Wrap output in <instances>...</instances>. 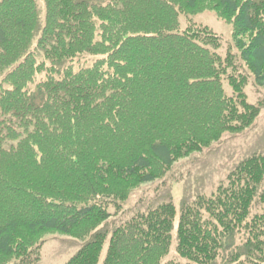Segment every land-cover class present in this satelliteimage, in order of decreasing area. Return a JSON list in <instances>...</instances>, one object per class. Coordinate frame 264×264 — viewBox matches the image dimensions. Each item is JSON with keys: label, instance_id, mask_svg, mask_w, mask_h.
<instances>
[{"label": "trees", "instance_id": "1", "mask_svg": "<svg viewBox=\"0 0 264 264\" xmlns=\"http://www.w3.org/2000/svg\"><path fill=\"white\" fill-rule=\"evenodd\" d=\"M43 7L42 21L36 0L0 1V264H37L50 233L88 239L65 264H99L105 244L101 264H161L173 231L187 264H264L260 156L240 163L210 199L183 201L177 214L164 202L111 234L100 228L110 205L119 210L139 186L258 118L235 61L215 51L220 38L181 30L180 17L210 11L229 25L264 89V0ZM226 73L234 99L224 96ZM236 234L245 242L224 258Z\"/></svg>", "mask_w": 264, "mask_h": 264}, {"label": "rangeland", "instance_id": "2", "mask_svg": "<svg viewBox=\"0 0 264 264\" xmlns=\"http://www.w3.org/2000/svg\"><path fill=\"white\" fill-rule=\"evenodd\" d=\"M36 1L40 18L43 21V0ZM180 27L181 30L189 27L195 29L207 28L220 38V48L215 51L221 56L222 60L229 56L231 62L235 61L233 65L236 73L246 81L243 89L246 101L251 105L260 106V114L250 127L239 134H223L219 141L211 143L208 148L191 154L186 159L177 161L169 171L156 181L136 188L119 210L110 205L108 211L111 218L100 227L101 229L105 227L104 229L109 231V234L136 214L145 213L164 202H171L177 214L183 201L191 204L195 202L198 196L210 199L219 187L227 184V178L230 177L240 163L252 156L264 157V89L255 85L253 76L241 61L239 52L234 47L231 27L220 21L210 11L193 17H180ZM229 77L230 75L226 73L222 78L221 86L224 96L227 99H234L236 95L228 84ZM257 210L253 209V213ZM206 215L203 216L204 220H213L209 216L207 218ZM174 232H172L173 242L170 252L161 261V264L168 262L187 264L175 253ZM232 240L233 246L229 248L230 250L224 251V258L235 248L241 247L245 242V237L242 234H236ZM86 241L88 239L80 241L59 234H47L40 248V261L37 264H65ZM106 249L107 244L102 250L99 264L104 259Z\"/></svg>", "mask_w": 264, "mask_h": 264}]
</instances>
